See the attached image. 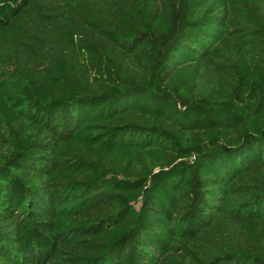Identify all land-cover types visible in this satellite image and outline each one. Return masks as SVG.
I'll return each mask as SVG.
<instances>
[{"label":"trees","instance_id":"obj_1","mask_svg":"<svg viewBox=\"0 0 264 264\" xmlns=\"http://www.w3.org/2000/svg\"><path fill=\"white\" fill-rule=\"evenodd\" d=\"M0 264H264V0H0Z\"/></svg>","mask_w":264,"mask_h":264}]
</instances>
